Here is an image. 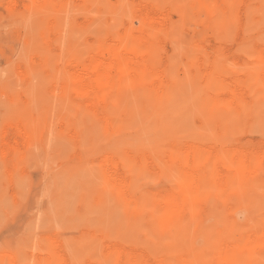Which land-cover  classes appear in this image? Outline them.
<instances>
[{
  "label": "rangeland",
  "instance_id": "374dc122",
  "mask_svg": "<svg viewBox=\"0 0 264 264\" xmlns=\"http://www.w3.org/2000/svg\"><path fill=\"white\" fill-rule=\"evenodd\" d=\"M135 262L264 264V0H0V264Z\"/></svg>",
  "mask_w": 264,
  "mask_h": 264
},
{
  "label": "bare ground",
  "instance_id": "6f19581e",
  "mask_svg": "<svg viewBox=\"0 0 264 264\" xmlns=\"http://www.w3.org/2000/svg\"><path fill=\"white\" fill-rule=\"evenodd\" d=\"M149 19H151V18H149ZM152 20V19H151ZM158 20V19H157ZM161 19H159V21H160ZM148 21V20H147ZM146 21V22H147ZM150 21V20H149ZM153 21V20H152ZM156 21V20H155ZM154 21V22H155ZM152 23V22H151ZM163 23H165V22H163ZM134 42V41H133ZM136 45V44H135ZM143 45H145L144 43H143ZM119 46V45H118ZM116 47V46H115ZM118 48H116V49H114V50H117ZM143 56H146V54L144 55V54H142ZM148 56V55H147ZM147 58V57H146ZM98 61V60H97ZM143 61V60H142ZM141 63V55H140V53L138 52V50H132V49H125V50H122L121 52H117V51H110L109 52V55H108V57H107V60L105 61V60H103V61H101V60H99L98 61V69H101L102 70V72H101V74H102V82H104L105 81V78H106V76L113 70V68L114 67H116V66H120L121 64H125V65H128L129 66V68H130V70L131 71H133V72H135L134 71V68L132 67V65L131 64H134V65H136L137 63ZM130 63V64H129ZM152 63H153V61H152ZM142 64V63H141ZM145 64V63H144ZM145 65H147V64H145ZM142 66H143V64H142ZM154 66V65H153ZM152 66V67H153ZM96 67V66H95ZM151 67V66H150ZM151 67V68H152ZM156 70V69H155ZM160 73V72H159ZM151 74H152V72H151ZM162 75V74H161ZM76 76V75H75ZM82 76V75H81ZM90 77V76H89ZM95 77V76H94ZM77 78V77H76ZM75 78V79H76ZM99 79V78H98ZM98 79H94V78H84V79H80V81H81V83L82 84H84L85 86L86 85H90V84H97V80ZM79 80V79H78ZM81 86H83V85H81ZM96 87V89H95V92L98 94L99 93V87L96 85L95 86ZM85 89V88H84ZM86 91V90H85ZM89 92V91H88ZM231 99V98H230ZM229 99V100H230ZM233 99V98H232ZM226 108V107H225ZM151 116V115H150ZM226 117V116H225ZM221 120V119H220ZM222 133V132H221ZM172 136V135H171ZM190 153H192V152H190ZM221 154V153H220ZM219 156V155H218ZM225 156V155H224ZM222 161V160H221ZM112 163V162H111ZM199 164V163H198ZM225 168V167H224ZM111 169V168H110ZM109 170V169H108ZM107 170V171H108ZM110 172H112V171H110ZM220 172V171H219ZM219 174V173H218ZM109 176V175H108ZM114 176V175H113ZM197 176V175H196ZM114 178H115V176H114ZM118 178V177H117ZM192 178V177H191ZM211 179V178H210ZM112 180V179H111ZM192 180H194V179H192ZM121 181V180H120ZM119 182V181H118ZM120 183H122V181L120 182ZM220 183V182H219ZM117 186L119 185L118 183L116 184ZM123 185V184H122ZM123 188V187H122ZM195 189V188H194ZM126 193V192H125ZM186 193V192H185ZM248 195V194H247ZM177 198V197H176ZM255 199V198H254ZM187 201V200H186ZM243 201V200H242ZM180 202V201H179ZM241 204H243V203H241ZM175 207V206H174ZM173 207V208H174ZM143 218V217H142ZM177 219V218H176ZM251 241H253V240H251ZM254 243V242H253ZM251 244V243H250ZM58 253V252H57ZM139 254H141L140 252H139ZM58 255H60V254H58ZM62 256V255H61ZM49 257V256H48ZM47 257V258H48ZM57 257V256H56ZM66 259V258H65ZM65 259H64V261H65ZM48 260H49V258H48ZM137 260V259H136ZM142 260V259H141ZM68 261V260H67ZM135 261V260H134ZM138 261V260H137ZM136 261V262H137ZM143 261V260H142ZM136 262H135V264H136ZM138 262H140V261H138ZM64 263H66V261L64 262ZM141 263V262H140ZM70 264V263H69ZM143 264V263H142Z\"/></svg>",
  "mask_w": 264,
  "mask_h": 264
}]
</instances>
